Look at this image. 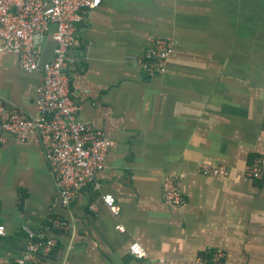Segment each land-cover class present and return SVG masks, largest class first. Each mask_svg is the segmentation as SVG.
Returning <instances> with one entry per match:
<instances>
[{"label":"crops","instance_id":"obj_1","mask_svg":"<svg viewBox=\"0 0 264 264\" xmlns=\"http://www.w3.org/2000/svg\"><path fill=\"white\" fill-rule=\"evenodd\" d=\"M156 37L172 39V53L164 74L147 77L141 63ZM55 50L50 34L45 62ZM69 55L78 119L112 142L106 168L98 189L66 205L38 134L25 142L5 134L0 264H196L208 248L224 250L225 264H264V0H102ZM43 82V72L27 73L16 54L0 52L5 116L19 108L38 117ZM258 158L262 180L247 175ZM200 164L228 174L203 175ZM178 174L185 203L173 207L162 186ZM102 195L115 197L118 217ZM51 219L68 230H48ZM25 227L56 237V248L26 260ZM132 243L146 260L131 256Z\"/></svg>","mask_w":264,"mask_h":264},{"label":"built area","instance_id":"obj_2","mask_svg":"<svg viewBox=\"0 0 264 264\" xmlns=\"http://www.w3.org/2000/svg\"><path fill=\"white\" fill-rule=\"evenodd\" d=\"M102 0H0V52L13 53L19 65L27 73L43 72L44 82L37 90L38 117L29 116L25 110L13 108L6 114V106L0 102V146L6 141L5 134L27 141L33 133L38 134L46 161L56 181L59 197L70 205L86 187L99 188L98 174L106 168L112 142L102 130H97L78 119L80 106L70 94L67 70L74 64L69 52L75 46L80 26L89 14L98 9ZM56 29L52 30V25ZM56 41L54 59L45 62L43 44L48 35ZM173 40L169 37L149 39L144 51L141 70L147 77L164 74L167 69ZM198 171L206 176L227 175L228 170L200 164ZM248 177L262 180V160L249 164ZM183 175L167 176L162 186V198L170 206L180 207L184 195L179 182ZM111 213L118 217L121 208L112 195H102ZM92 208H95L93 205ZM66 231L67 222L51 219L48 230ZM116 229L123 233L122 225ZM30 240L26 260H42L57 245L56 237L46 232L24 228ZM6 229L0 226V238ZM129 253L136 260H146L148 253L137 243H132ZM25 261L22 260V264ZM196 264H225V252L208 248L199 255Z\"/></svg>","mask_w":264,"mask_h":264},{"label":"trees","instance_id":"obj_3","mask_svg":"<svg viewBox=\"0 0 264 264\" xmlns=\"http://www.w3.org/2000/svg\"><path fill=\"white\" fill-rule=\"evenodd\" d=\"M203 254V253H202Z\"/></svg>","mask_w":264,"mask_h":264}]
</instances>
